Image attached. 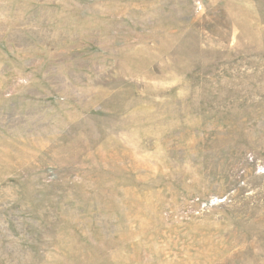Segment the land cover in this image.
<instances>
[{
    "label": "rangeland",
    "instance_id": "374dc122",
    "mask_svg": "<svg viewBox=\"0 0 264 264\" xmlns=\"http://www.w3.org/2000/svg\"><path fill=\"white\" fill-rule=\"evenodd\" d=\"M0 264H264V0H0Z\"/></svg>",
    "mask_w": 264,
    "mask_h": 264
}]
</instances>
